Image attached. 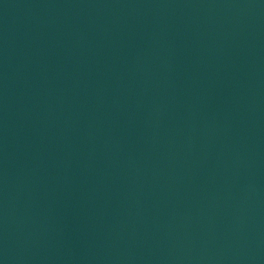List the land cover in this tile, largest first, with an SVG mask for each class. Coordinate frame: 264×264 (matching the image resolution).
Returning a JSON list of instances; mask_svg holds the SVG:
<instances>
[{
  "label": "water",
  "instance_id": "water-1",
  "mask_svg": "<svg viewBox=\"0 0 264 264\" xmlns=\"http://www.w3.org/2000/svg\"><path fill=\"white\" fill-rule=\"evenodd\" d=\"M0 264H264V0H0Z\"/></svg>",
  "mask_w": 264,
  "mask_h": 264
}]
</instances>
